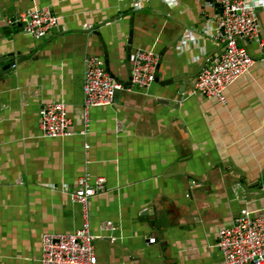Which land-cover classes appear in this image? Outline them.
I'll return each mask as SVG.
<instances>
[{"label":"crops","instance_id":"obj_1","mask_svg":"<svg viewBox=\"0 0 264 264\" xmlns=\"http://www.w3.org/2000/svg\"><path fill=\"white\" fill-rule=\"evenodd\" d=\"M35 5L59 16L39 39L16 22ZM218 9L210 0H145L139 10L121 0H0L8 22L0 58L20 60L0 73V264H41L44 233L82 227V206L62 187L74 189L86 172L108 186L90 200L92 232L104 220L118 225L116 241H95L98 264L224 263L220 230L244 209L264 215V47L248 43L256 62L228 87L225 103L190 95L221 47L189 35ZM257 16L264 38V7ZM181 33L187 48L178 52L179 39L159 70L163 82H189L180 101L176 83L155 82L117 92L114 104L90 108L86 121L87 57L107 54L110 73L126 81L127 47L130 55L154 48L160 57ZM55 101L73 118L68 137L40 134L41 107Z\"/></svg>","mask_w":264,"mask_h":264},{"label":"built area","instance_id":"obj_2","mask_svg":"<svg viewBox=\"0 0 264 264\" xmlns=\"http://www.w3.org/2000/svg\"><path fill=\"white\" fill-rule=\"evenodd\" d=\"M121 1L130 2L133 10H139L145 0ZM165 1L174 5L176 0ZM210 1L219 8L215 19L208 20L199 34L191 33L189 36L192 42H197L200 35L208 36L220 45L221 52L197 73L189 94L225 103L228 87L248 73L256 62L248 43L257 41L264 47L257 16L258 8L264 7V0ZM16 22L25 33L39 39L59 24V16L48 7L35 5L22 12ZM182 38L177 46L179 53H183L188 46L187 38ZM158 61L159 53L154 48H137L131 55V84H126L112 76L102 56L87 57L83 88L86 121L90 108L114 104L117 92L150 88L156 82ZM72 126L73 118L65 102H50L41 107L42 137H68L73 134ZM75 185L74 189L66 185L62 190L82 206L83 225L74 232L44 233L41 264H98L95 241L99 238L118 239L115 234L118 225L113 220L102 221L97 234L91 229L90 200L108 190L106 178L98 176L93 180L91 174L86 172L76 180ZM155 241V237L150 238L151 243ZM217 246L223 254V264H264V215L255 216L244 209L232 225L220 230Z\"/></svg>","mask_w":264,"mask_h":264},{"label":"water","instance_id":"obj_3","mask_svg":"<svg viewBox=\"0 0 264 264\" xmlns=\"http://www.w3.org/2000/svg\"><path fill=\"white\" fill-rule=\"evenodd\" d=\"M261 10V7L258 8V11ZM15 18H12L11 21H15ZM3 19V20H2ZM0 19V29L1 28H6L8 26V22H7V19L3 18ZM20 25V24H19ZM90 30H93V29H90ZM89 30V31H90ZM95 33H97L96 31H94ZM98 35H100L99 33H97ZM183 35V33L179 34L176 38H174V40H171L170 43L166 44V46L162 49V51L160 52V57H159V61H158V64H157V69H156V79L155 81L158 82V83H161V84H165V85H172L174 83H176V85H178V89H177V100L180 101L182 99V96H183V93L185 91V89L187 88V86L189 85V82H185V83H182L180 84L176 78L175 79H172V80H169V81H161L160 80V66H161V63H162V60H163V57L165 55V53L170 49L172 48L175 43H177L180 39V37ZM132 33H131V36H130V40H129V44L132 43ZM131 48L130 47H127V68H128V80L124 81V80H120L122 82H125L126 84H131V80H132V65H131ZM105 60H106V67H107V70L108 71H111V68L109 67V58H108V55L106 54L105 55ZM20 60L17 59L14 54H10V55H5L3 57L0 58V73H8L10 72L13 68L16 67V63L19 62ZM112 76L115 77L114 74H112ZM116 78V77H115ZM117 79V78H116ZM145 215H147V213H145ZM158 225L160 226V222L158 221L157 222ZM158 226V227H159Z\"/></svg>","mask_w":264,"mask_h":264}]
</instances>
